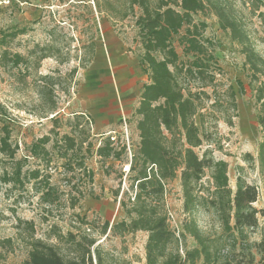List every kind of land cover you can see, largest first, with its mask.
<instances>
[{"label":"rangeland","instance_id":"rangeland-1","mask_svg":"<svg viewBox=\"0 0 264 264\" xmlns=\"http://www.w3.org/2000/svg\"><path fill=\"white\" fill-rule=\"evenodd\" d=\"M225 1L242 19L253 47L264 57V5L260 0H254V4L248 0ZM125 2L12 0L8 5L0 2V138L9 134L10 143L17 147L14 161L0 152V172L12 171L16 162L24 164V172L40 170L39 179L24 187L0 182V241L4 243L0 244L3 255L0 264H25L32 241L38 239L55 245L66 259L81 257L83 248L71 240L69 233L85 249L86 239H94L93 264L146 263L147 232L112 230L113 225L130 221L125 209L133 201L135 187L133 173H123L128 155L120 158L97 155L98 147L109 136L117 137V143L112 145L118 150L124 142L137 151L140 142L137 129L140 116L136 110L149 75L140 66L143 47L135 23L140 9L136 7L135 13L124 18ZM194 17L208 23L204 35L215 43L221 69L215 82L217 93L214 96L213 87L206 88L211 98H205L201 111L206 114L205 127L211 141L197 151L202 154L209 148L216 159L228 162L233 191L239 176L256 185L259 198L254 205L264 209V172L259 159L263 130L257 119L256 103V87L264 76L251 78L241 46L220 28L214 14ZM13 33L16 35L11 36ZM178 39L179 35L175 36L174 43L182 55ZM17 55L21 57L18 64ZM239 82L245 89L243 94L238 92ZM230 86L238 93L236 108L226 93ZM216 97L219 103L214 106ZM229 116L232 125L227 122ZM196 121L201 124L199 115ZM124 129H128V139L123 137ZM63 135L84 141L81 152L71 162L61 156L55 144ZM45 136L50 137L46 145L50 156H32L33 144ZM89 143L92 147L88 153ZM246 154L250 155L247 160ZM83 155L87 169L93 172V181L76 165ZM46 179L58 195L51 203L41 196ZM208 180L209 173L201 183L207 187ZM164 207L168 215L171 212L169 223L177 234L187 216L196 220L203 233L223 237L221 256L244 263L249 253L255 255L256 262L264 258L263 215L259 214V227L247 230L244 246L236 244L230 233H223L213 211L199 207L191 216L186 215L180 173L166 184ZM106 223L109 227L105 230ZM196 245L189 235L180 238L181 254Z\"/></svg>","mask_w":264,"mask_h":264},{"label":"trees","instance_id":"trees-1","mask_svg":"<svg viewBox=\"0 0 264 264\" xmlns=\"http://www.w3.org/2000/svg\"><path fill=\"white\" fill-rule=\"evenodd\" d=\"M248 1L254 4V0ZM260 2L264 5V0ZM125 6L127 11L124 18L135 13L136 7L140 9L135 21L143 47L140 66L148 73L149 82L144 85L136 110L140 116L137 122L140 142L137 151H134L129 172L133 173L135 187L133 201L125 209L130 221L123 220L113 225L112 230L116 233L147 232L145 264H197L201 260L203 264H264V258L256 262L253 253H249L245 263L221 256L219 249L223 237L203 233L193 218L186 216L177 234L171 229L168 211L164 207L166 184L180 173L186 215L191 216L199 207L208 212L213 211L223 233H230L234 242L240 246H244L247 230L259 227V214L264 216V209L254 205L259 198L258 187L239 176L233 191L228 162L216 159L209 148L202 154L197 151L211 141L205 127L206 114L201 111L205 108V98H211L206 88L213 87L214 96L217 93L215 82L217 71L221 69L215 56V43L204 35L208 23L205 20L196 21L194 15L201 14L206 18L214 14L218 18L220 28L241 46L245 63L252 72L251 78L264 76V57L253 47L242 19L228 1L126 0ZM259 6L256 5L257 8ZM182 30L185 32L182 33ZM177 35L182 55L174 43ZM20 61L21 57L17 55L15 63ZM238 92H245L242 82H239ZM226 93L236 108L238 93L234 87L230 86ZM217 103L219 98L216 97L212 105ZM256 103L259 105L257 119L263 130L259 159L264 172V80L256 87ZM197 115L200 116V125L196 121ZM227 122L232 125V117L229 116ZM108 138L104 145L98 147L97 155L120 158L126 154L125 146L118 150V147L112 145L114 141ZM49 141L50 137L45 136L34 143L32 156L49 157L50 152L46 147ZM83 143L75 137L63 135L55 144L61 156L71 162V158L81 152ZM91 147L89 143L88 153ZM0 152L11 161L15 160L17 147L10 143L9 134L0 138ZM249 157L246 154V160ZM85 159L83 155L80 160L77 159L76 165L83 168L93 181V172L87 169ZM23 168V163L16 162L12 171L4 169L0 172V182L24 187L26 183L39 179L40 170L24 172ZM207 173L209 180L205 187L201 181ZM44 188L41 196L45 202L51 203L58 199L56 188L47 179ZM108 227L109 223H106L105 230ZM188 235L194 238L197 245L186 248L182 255L180 238L185 239ZM69 237L83 248L81 257L66 259L55 245L38 239L32 241L25 264H93L91 246L94 239H86L88 245L85 249L82 242L76 241L75 235L69 233ZM0 244L4 245L1 241ZM0 256H3L2 253ZM115 264L132 262L121 261Z\"/></svg>","mask_w":264,"mask_h":264},{"label":"built area","instance_id":"built-area-1","mask_svg":"<svg viewBox=\"0 0 264 264\" xmlns=\"http://www.w3.org/2000/svg\"><path fill=\"white\" fill-rule=\"evenodd\" d=\"M0 2H1V4L8 5V4H11L12 0H1ZM124 120H126V119H124ZM125 125L127 126V123H125ZM127 131H128V129H126V130L124 129V133H122V134H124L123 137L125 136L128 139V137H130V136L128 134L129 132H127ZM110 134H112V133H110ZM109 137L112 139V141H114V144L117 143V140H118L117 137H114V136H109ZM122 146H125L126 147L125 150H126V154L128 155L127 157L129 159L128 162L123 167L124 168L123 169V173L127 175L130 172L131 162H132V158H133L134 151L131 148V146H130L129 143L122 142ZM169 216L171 217V212H169ZM170 217H169V222H170Z\"/></svg>","mask_w":264,"mask_h":264},{"label":"crops","instance_id":"crops-1","mask_svg":"<svg viewBox=\"0 0 264 264\" xmlns=\"http://www.w3.org/2000/svg\"><path fill=\"white\" fill-rule=\"evenodd\" d=\"M142 94V93H141ZM144 262H145V259H144Z\"/></svg>","mask_w":264,"mask_h":264}]
</instances>
